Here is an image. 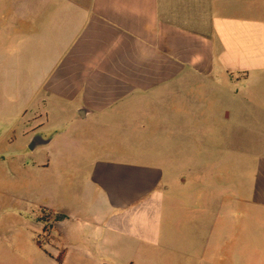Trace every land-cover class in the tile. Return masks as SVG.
I'll list each match as a JSON object with an SVG mask.
<instances>
[{"label": "crops", "instance_id": "0c3cea01", "mask_svg": "<svg viewBox=\"0 0 264 264\" xmlns=\"http://www.w3.org/2000/svg\"><path fill=\"white\" fill-rule=\"evenodd\" d=\"M0 4L9 243L13 223L49 224L50 257L18 242L54 264H155L165 207L166 253L264 264V0Z\"/></svg>", "mask_w": 264, "mask_h": 264}, {"label": "rangeland", "instance_id": "374dc122", "mask_svg": "<svg viewBox=\"0 0 264 264\" xmlns=\"http://www.w3.org/2000/svg\"><path fill=\"white\" fill-rule=\"evenodd\" d=\"M0 3H2V0H0ZM0 6H2L0 4ZM224 95V94H222ZM223 105H229V103H223ZM11 120H2L0 121V134H3L8 130L10 127ZM4 207L1 206L0 204V226L3 225V220H4V215H8L12 213L9 209H3ZM160 209L157 210L156 214H153L155 219L157 217V224L158 226V247L156 248L155 252V264H166V262L171 260L172 262L178 261H187L188 264H196V258H197V253H188L184 255H175L171 253H166L165 249H163V244H164V236H165V217L167 214H169L166 210L165 207H163L161 213L159 211ZM223 210V209H222ZM16 211V210H15ZM42 219L44 220V215L41 216ZM160 218V221H159ZM143 219V218H142ZM141 219V220H142ZM153 219V221L155 220ZM141 224L144 225L145 222L141 221ZM11 230H13V244L9 243L6 236L2 234V229L0 227V264H54L53 261L51 262L47 257L43 256L40 258V252H33L30 247L26 246L25 244H21L23 240H26L27 238L25 237L23 231L27 232H32L30 235L29 239H33L34 243H38L40 245L41 250H46L47 247L46 245L49 243H52L51 239H49V224H46L43 226L41 233H36L34 229L29 228L28 226L25 225H18V224H12L10 227ZM21 241V242H18ZM231 241V242H230ZM226 242V243H225ZM230 242V244H229ZM241 239L238 234H222V245L225 243L228 245V248H240L243 245H240ZM17 245V247H14V245ZM261 247V242H258L257 244V249L259 250ZM55 255H58L57 252H55ZM131 256L132 255V250H127L125 252V256ZM239 255V254H238ZM153 256V255H152ZM258 261L260 262L259 264H262V255L261 253L256 254ZM171 258V259H170ZM152 264H154L152 262Z\"/></svg>", "mask_w": 264, "mask_h": 264}, {"label": "trees", "instance_id": "16d2710c", "mask_svg": "<svg viewBox=\"0 0 264 264\" xmlns=\"http://www.w3.org/2000/svg\"><path fill=\"white\" fill-rule=\"evenodd\" d=\"M45 252V251H44ZM45 254H47L49 257H50V255L48 254V253H46L45 252ZM62 251H60L59 253H58V255L56 256V257H54V260H55V262L57 263V264H61V262H62ZM53 258V257H52Z\"/></svg>", "mask_w": 264, "mask_h": 264}]
</instances>
